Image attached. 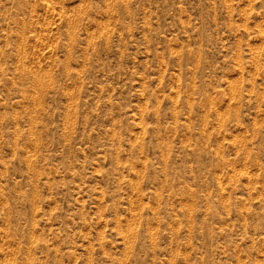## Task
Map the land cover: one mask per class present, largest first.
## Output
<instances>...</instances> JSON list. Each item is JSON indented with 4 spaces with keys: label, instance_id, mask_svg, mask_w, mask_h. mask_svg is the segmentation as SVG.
<instances>
[{
    "label": "rangeland",
    "instance_id": "374dc122",
    "mask_svg": "<svg viewBox=\"0 0 264 264\" xmlns=\"http://www.w3.org/2000/svg\"><path fill=\"white\" fill-rule=\"evenodd\" d=\"M0 264H264V0H0Z\"/></svg>",
    "mask_w": 264,
    "mask_h": 264
}]
</instances>
